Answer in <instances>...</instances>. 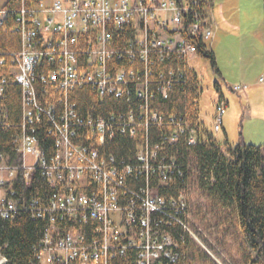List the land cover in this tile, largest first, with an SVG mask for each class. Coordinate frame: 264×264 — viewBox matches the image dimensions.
Masks as SVG:
<instances>
[{"label": "built area", "instance_id": "obj_1", "mask_svg": "<svg viewBox=\"0 0 264 264\" xmlns=\"http://www.w3.org/2000/svg\"><path fill=\"white\" fill-rule=\"evenodd\" d=\"M214 24L212 0H5L0 5L5 39L0 38V132L14 130V153L0 152V222L23 211L20 182L30 186L38 176L47 181L48 199L30 202L33 217L48 223L37 264H184V238L174 229L182 227L190 238L196 234L187 187L177 196L162 192L185 175L166 144L185 138L197 145L205 121L200 111L195 120L167 117L152 101L157 92L168 99L182 77L195 76L192 61L200 49L211 50ZM17 88L19 122L8 103ZM85 90L96 103L83 114ZM133 96L139 99L136 108ZM116 99L127 108L98 111ZM227 106L221 97L214 131L222 130ZM151 127L167 129L162 142L151 143ZM40 128L53 140L49 150ZM118 134L137 140L135 161L103 152ZM141 177L146 186L132 187L131 179ZM0 257L5 264L7 258Z\"/></svg>", "mask_w": 264, "mask_h": 264}, {"label": "trees", "instance_id": "obj_2", "mask_svg": "<svg viewBox=\"0 0 264 264\" xmlns=\"http://www.w3.org/2000/svg\"><path fill=\"white\" fill-rule=\"evenodd\" d=\"M0 38L5 41L2 33ZM4 44L6 43L4 42ZM199 51L200 57L210 60L219 71L214 52L204 49ZM217 87H219L218 84ZM151 88L157 92V85H152ZM202 91L196 71L193 77H182L181 82L170 91L168 99H164L157 92L152 106L161 109L167 114V117L170 114H175L178 117L195 120L197 111H201L200 107L198 110L199 105L195 103V99L199 100ZM80 94L81 112L86 114L90 107L95 106L96 99L93 93L87 90ZM20 95V89L17 88V97H11L8 100L11 116L17 122L21 118ZM138 101L139 99L133 96L132 106L136 108ZM126 108V101L117 99L97 107L98 111L103 114ZM43 129H39V134L42 143L49 150L53 146V140L47 136ZM13 133L14 130L0 132V152L14 153ZM165 134H168L167 129L151 127L149 133L151 143L162 142ZM136 144L137 140L129 135L118 134L115 139L107 142L103 152L107 156L112 153L121 161L129 159L135 161ZM226 144L230 149V156L222 151L214 131L205 122L197 145H189L185 138H182L177 144H166L167 154L177 155L185 175L170 188L162 189V192L177 196L182 188H186L190 178V159L195 160L201 189L210 198L216 200L222 208L232 209L236 214L246 248L245 264H264V155L262 152L264 144L234 146L228 140ZM146 184L147 180L144 177L137 180L131 179V186L134 188L138 189ZM19 186L18 195L26 203L23 204L24 209L19 216L0 222V253L7 258L5 264H37V248L48 223L47 220L33 217L30 211V202L35 197L47 200L52 190L42 176H38L30 186H26L22 182ZM174 230L179 239L184 238L182 241H184L183 245L187 251L184 264H194L193 254L196 255L198 251L195 246L190 244V236L180 226ZM199 259L208 262L207 255L202 253Z\"/></svg>", "mask_w": 264, "mask_h": 264}, {"label": "rangeland", "instance_id": "obj_3", "mask_svg": "<svg viewBox=\"0 0 264 264\" xmlns=\"http://www.w3.org/2000/svg\"><path fill=\"white\" fill-rule=\"evenodd\" d=\"M212 4L216 32L220 23L232 25L216 33L212 41H220L216 53L220 71L200 56L192 65L203 89L200 112L211 130L217 103L221 97L228 103L223 128L214 133L222 151L230 156L227 140L234 146L264 144V0H212ZM236 85L245 90L234 91ZM190 161L186 198L190 228L196 234L190 238L198 251L193 254L194 264H245L246 248L234 210L222 208L201 189L197 162ZM201 253L208 262L199 259Z\"/></svg>", "mask_w": 264, "mask_h": 264}, {"label": "crops", "instance_id": "obj_4", "mask_svg": "<svg viewBox=\"0 0 264 264\" xmlns=\"http://www.w3.org/2000/svg\"><path fill=\"white\" fill-rule=\"evenodd\" d=\"M213 19H214V11H213ZM227 23V24H226ZM226 23H220L219 24V29H217V32H216V30H215V33H214V35H213V37L210 39V41H209V47H210V49L214 52V54H215V56H216V53H217V50L219 49V47H220V41H216V43H214L213 44V40H214V37H215V35H216V33H217V35L218 34H220L221 32H222V30H224V31H226V30H229L231 27L230 26H232L231 25V23L230 22H226ZM235 27V26H234ZM219 70V69H218ZM220 71V70H219ZM225 76H227V75H225ZM260 81H261V79H260ZM245 90V89H244ZM243 90V91H244ZM242 91V92H243Z\"/></svg>", "mask_w": 264, "mask_h": 264}]
</instances>
